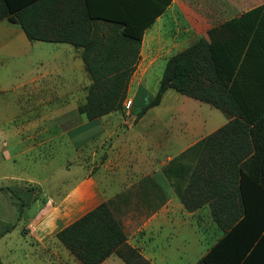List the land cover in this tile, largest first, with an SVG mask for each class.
I'll return each mask as SVG.
<instances>
[{
	"label": "trees",
	"instance_id": "16d2710c",
	"mask_svg": "<svg viewBox=\"0 0 264 264\" xmlns=\"http://www.w3.org/2000/svg\"><path fill=\"white\" fill-rule=\"evenodd\" d=\"M170 2L166 0L150 16L138 21L135 10L124 0H0V22L6 20L18 25L29 42L64 43L82 49L81 59L91 84L86 90L85 102L77 111L92 121L123 111L122 103L138 60L143 32ZM103 5L108 9L106 13H103ZM97 21L117 26L125 41L135 46L136 54L128 69L102 70L101 65L112 59L109 51L95 54L94 64H89V45L102 43L89 39L91 26ZM207 37L200 38L166 61L156 95L135 113V120L158 106L168 90L207 104L227 118L234 116L232 100L240 107L236 101L239 96L264 95V5L210 30ZM211 48L222 65L231 74L236 73L237 79L232 83L236 85L239 80L246 85L237 84L244 88H240L243 92H237L240 90L234 89L236 86L225 87L220 82ZM247 65L251 69L244 71ZM236 127L238 121H230L172 159L164 168L187 210L195 208L189 203L195 190L211 189L215 196L218 195L216 199L208 200L213 221L224 235L195 264H264V215H259L257 222V218L252 221L248 217L244 190V178L248 177L253 181L254 191L264 197V149L257 150L252 158L257 167L248 169L247 175L241 166H226L228 147L231 158L236 163L241 160V149L232 151L230 146L232 142L241 141L240 136L230 134ZM180 162L184 163L177 168ZM227 190L230 196L225 194ZM0 191L9 189L0 188ZM226 207H232L233 212L224 214ZM55 238L80 264H100L111 255L124 264H150L125 243L122 226L113 217L108 202L101 203L58 231Z\"/></svg>",
	"mask_w": 264,
	"mask_h": 264
},
{
	"label": "rangeland",
	"instance_id": "374dc122",
	"mask_svg": "<svg viewBox=\"0 0 264 264\" xmlns=\"http://www.w3.org/2000/svg\"><path fill=\"white\" fill-rule=\"evenodd\" d=\"M187 10L192 11V8ZM176 28L175 24L164 19L152 28V32L155 34L158 30L165 45H169V58L194 42L189 40L193 32L186 29L187 25H179V33ZM15 29L20 31L18 27ZM174 32L179 34L176 36L178 40L181 36L183 40L174 41ZM150 33L147 32L143 45L145 54ZM35 43L33 48H27L23 58L5 55L0 47V188L10 191H0V264H80L57 244L55 237V242L41 239V219L37 215L40 206L49 198L56 206L62 204L90 171L99 173L102 188L106 189L105 179H109L115 192L140 202L135 181L145 174V156L151 150L148 140L157 142L163 138L164 143L169 141L171 149L165 154L171 159L176 154L172 145L178 140L183 139L185 144H190L202 137V129H194L193 121L203 122V132L209 133L222 115L206 104L168 90L159 105L145 113L142 121L135 120V113L146 107L157 93L166 64V59H159L144 74L142 85L127 87L123 111L118 112L132 116L119 125L122 133L127 131L124 141L121 143L119 138L114 149H111L112 138L103 145L98 139H93L87 147L85 144L81 148L73 147L66 136L57 133L54 121L33 118L35 108L39 107L33 89L34 85L47 82L62 85L68 81L74 87L80 81L84 85L86 76L85 82H81L83 72L78 69L79 60L74 58L70 46ZM73 67L75 70L72 71ZM79 91L81 85L74 88L73 94ZM80 117L85 120L84 116ZM78 123L72 120L65 124L73 127ZM93 134L92 129L83 127L71 138L75 143L85 142V138L93 137ZM99 153H103L102 156ZM117 155L119 164L123 163L122 169L111 168L112 164L109 168L100 167L110 156L114 158ZM92 158L94 164H91ZM85 162L88 163L86 168ZM129 182L135 183L126 189ZM65 207L66 204H62L66 213L62 224L70 223L80 214L75 207ZM113 217L117 220L116 216ZM178 218L184 226L179 230L177 226L169 227L166 248L160 244L152 251L144 246L147 254H154V264H195L221 235L214 222L209 221L206 233L198 234L196 224L189 216L178 214Z\"/></svg>",
	"mask_w": 264,
	"mask_h": 264
},
{
	"label": "crops",
	"instance_id": "0c3cea01",
	"mask_svg": "<svg viewBox=\"0 0 264 264\" xmlns=\"http://www.w3.org/2000/svg\"><path fill=\"white\" fill-rule=\"evenodd\" d=\"M124 1L128 2L129 7L135 10V15L138 21L144 20L146 17L150 16L159 6H162L163 3L166 2V0ZM262 5H264V0H171L163 12L156 16L153 22L143 32L137 54L138 60L135 64L133 74L129 79L128 87H132L133 85L139 87L142 85L144 74L155 62L159 59H166V61L169 59L168 55L170 53L169 51H171L169 45H165L166 43L159 36L160 32L158 30L155 34L154 31L152 32V28H154V25L160 20H168L169 23L175 24L178 31L177 33H179V25H187L186 29L192 30L193 32V35L191 36L192 38L190 37L189 40L191 41L193 39L194 42H196L200 38L208 39L207 33L210 30L219 28L225 23L238 19L243 14ZM188 7H191L192 11L187 10ZM102 8L105 10L103 13H106L108 10L106 9L107 7L103 5ZM144 9H146V12H143ZM15 26L20 29L18 25L6 20L0 22V47L2 49L1 51L6 53L5 55L23 58L26 56L27 48H33V44L36 43L29 42L23 31L21 29L20 31H17V29H15L17 27ZM120 30L121 29L117 26L103 21H97L91 26V35L89 39L99 40L102 43L97 45L91 43L89 45L88 62L90 65L94 64L92 58L95 54L99 52L106 54V52L109 51L112 59L101 65L102 70H126L130 67L131 60L136 54V49L131 43L125 41L120 34ZM147 32L151 33L147 39L149 47L146 50L147 54H145L143 51V45ZM177 33L174 32L172 37L174 41L177 40L180 42V40L183 39H180L181 36L178 40L176 36H179V34ZM189 33L191 34V32ZM185 36L186 34L184 37ZM48 44L67 45L71 47L70 50L74 52V58L79 60L78 69L83 72L81 82L83 80L85 82L86 76V83L83 85L78 81L75 83L74 87L69 85L68 81L66 84L63 83L62 85H58L56 82L34 85L33 95L38 98L39 107L35 108L36 110H34L33 118L54 121L56 123L55 130L57 133L60 136H66L68 143L73 147L81 148L84 144L85 147H87L93 139H98L103 145L107 141L110 142L109 140L112 138L111 149L115 146V143L117 144L119 138H121L122 143L124 141L123 137L127 131L122 133L119 125H121L123 120L128 121L129 118H132L131 115L127 117L128 113H126L125 116L120 113H110L101 118L88 121L85 117V120H83L80 117H83V115H80L77 111L78 106L85 102L86 90L91 84L85 64L81 59L82 49L64 43ZM176 45H181V43ZM212 48L211 50L213 58L215 59L216 73L220 82L225 87H230L231 85L232 87L236 86L234 89L240 90L237 92H243V90H241L243 87L239 86L245 87L246 85L239 80L236 85L232 83L235 78L237 79L236 73L231 74L230 71L222 65L220 58ZM70 50L69 52H71ZM250 69L251 68L247 65V67L244 68V71ZM73 70H75L74 67L72 68V71ZM237 84H239V86ZM79 85H81V91H79L78 94H75V92L73 94L74 88H78ZM251 90L252 89H246V91ZM236 101L240 104V107L237 106L234 100L231 101L234 111V116L231 118L225 117L221 111L210 106L214 110L220 112L222 117H218L217 124L209 133L203 132V122L193 121L195 123L194 129L196 128L198 131L202 129V137L190 144H185L183 139L178 140L172 145L176 150V154L173 155L171 159L179 156L200 140L228 124L230 121L236 120L238 121V127H236L234 132L230 134L240 136L241 141L235 143L232 142L230 146L232 151H234V149H241L239 152L241 154V160L236 163L233 157L231 158L229 155L228 150L230 149L228 147V150L226 149L227 156L225 164L228 167L235 165L237 167L241 166L243 169L242 171L246 175L249 174L248 169H254L257 167V163L253 162L252 158L257 153V150L264 149V139L261 138L264 137V95H241ZM143 118L144 116L140 118L138 122L140 120L142 121ZM72 120L79 121V123L73 127L66 126L67 124L65 123ZM83 127L92 129L94 131V136L92 135L93 137L90 136L89 138H85V142H73L71 136ZM148 146L151 150H149L145 156V174L135 181L139 188L138 199L140 202H137L138 200L135 198H130L128 195L121 196L120 192H115V189L112 186L113 182L109 179H105L106 189L104 187L102 188L100 185L102 180L99 179V173L96 174L90 171L86 172L85 177L79 181L80 185L73 190L62 204H66V207H75V210L80 212L79 216L75 219L77 220L84 214L95 209L101 203L108 202L111 212L116 216L122 226L126 238L125 243L129 247L136 249L137 252L150 264H154V254H147L144 246H146V249L150 248L152 251L154 246L157 247L160 244L162 248H166V241L168 238V236H166V231L169 232V227L172 226L174 228L177 226L179 230L181 226H184L183 223L180 224V219H177L178 214L182 217L186 215L189 216L196 224L195 230L198 234L206 233L209 229V221L214 222L211 215L210 201L208 199H216L218 195L215 196V192L211 189H204L203 191L195 190L191 196L192 199L189 202L190 206H195V208L190 211L187 210L181 202L180 197L176 194L172 181L167 178L164 173V168L169 162H171V159L166 156L168 154H165L167 150V152H170L169 149H171L169 141L165 140L164 143L163 138L157 142L151 139L148 140ZM102 154L99 153V156H102ZM118 161V155L114 158H111L110 156L107 162L100 164V167L109 168V165L112 164L113 166H111V168L118 167L122 169V167H124L122 166L123 163L119 164ZM94 163L95 161L92 158L91 164ZM183 163L184 162H180L181 165L178 164L177 168L182 167ZM87 164L88 163L85 162V168L87 167ZM132 165L135 166L134 164ZM118 173L119 172H117V174ZM135 182H129L125 188H130ZM252 182L253 181L250 178H244L245 198L248 200V217L252 221L257 218V222L259 220L258 216L264 215V197L254 191L255 187ZM182 188L183 187H181V189ZM225 194L230 196L229 190H227ZM62 204L56 206L49 198V200L37 210V215L39 219H41L39 232L42 240L48 239L51 242H55V234L75 221L73 220L70 223L62 224L64 217L66 216V213L62 210ZM232 212V207H226L224 210V214L226 215H229ZM216 227L221 231V235L214 240V243L202 256H200V258L205 256L223 237V231L217 226V224ZM57 244L61 246L59 243ZM61 247L63 248V246ZM178 253L180 254V251H178ZM68 254L70 255L69 252ZM100 264L124 263L117 256L111 255Z\"/></svg>",
	"mask_w": 264,
	"mask_h": 264
}]
</instances>
